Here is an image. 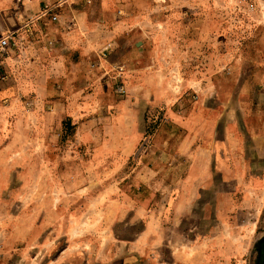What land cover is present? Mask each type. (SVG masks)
Masks as SVG:
<instances>
[{
	"label": "rangeland",
	"instance_id": "obj_1",
	"mask_svg": "<svg viewBox=\"0 0 264 264\" xmlns=\"http://www.w3.org/2000/svg\"><path fill=\"white\" fill-rule=\"evenodd\" d=\"M23 1L0 0V9H5L0 35L17 29L22 17L15 19L11 13L23 14ZM58 1L42 0L40 12L46 4ZM75 2L69 0L52 13L61 17V9ZM78 2L83 9L92 4V0ZM111 2L114 9L122 5L123 11L124 6H145L151 21L148 40L158 48L154 54L161 55L154 69L165 72L173 88L197 71L210 66L219 70V59L227 53L225 64L243 74L261 66L253 59L263 55L257 49L264 39V0H252L258 16L245 11L239 0H196L193 7L181 6L195 13L180 15L168 8L172 0ZM28 10L24 18L31 16ZM162 17L182 24L166 29L156 22ZM204 23L212 30H206ZM36 34L37 30L33 39L16 36V47L0 59V150L6 151L0 155V264H171L176 257L184 264L187 255H172L164 244L171 239H160L158 245L140 236L145 215L140 205L149 203L159 214L186 163L155 156L152 149L158 134L154 130L144 139L146 128L135 103L114 106L121 103L131 80L123 62L139 66L137 42L145 38L135 34L134 52L127 58L118 55L107 70L100 60L108 59V48L100 50L96 60L82 67V81L76 80L80 92L63 96L59 94L61 80L53 82V92L46 95L30 89L43 84L42 65L50 54L35 53ZM191 41L197 44L189 46ZM198 76L202 81V75ZM117 86L124 93H118ZM93 92L96 95L88 97ZM61 100L69 112L86 102L94 108L81 110L77 119L63 118L68 115L58 110ZM160 116V110H150L144 118L151 125ZM174 129L168 125L160 134L171 136ZM148 167L160 172L153 175ZM232 194L234 207L229 208L226 223L219 225L213 215L209 220L216 234L210 240L212 264H264V189ZM195 257L197 262L205 258L198 253Z\"/></svg>",
	"mask_w": 264,
	"mask_h": 264
},
{
	"label": "crops",
	"instance_id": "obj_2",
	"mask_svg": "<svg viewBox=\"0 0 264 264\" xmlns=\"http://www.w3.org/2000/svg\"><path fill=\"white\" fill-rule=\"evenodd\" d=\"M24 1L21 5L23 14L11 13L15 19L26 16L28 9H31L28 14L32 16L42 8V0H32L31 4ZM78 1L82 0H76L73 5L66 4L61 9L59 23H53L45 17L40 19L34 51L36 54H50L47 63L42 65L43 84L36 88L31 86V91L43 95L52 93L53 82L61 80L63 84L59 85V94L65 96L77 90L79 93L80 87L76 85V80L82 81V67L96 60L100 50L108 48V59L100 60L101 66H106L104 68L107 70L112 68L114 60L119 59L118 55L127 58L134 52L131 48L134 36L138 34L144 37V40L137 42L141 50L137 53L141 58L139 66L132 67L127 60L123 62L131 80L121 103H115L114 106L119 108L122 104L135 103L142 115L144 128L148 126L145 113L160 110L161 116L155 128L158 135L155 136L152 152L157 157L167 156L177 158L179 162L185 161L186 167L185 172L171 184V196L165 200L159 214L149 208V203L140 205L145 212L141 216L143 227L140 236L156 240L158 245L160 239H171L169 244H164L171 249L172 255H187L184 264H212L210 240L216 239V234L209 222L211 216L215 217L214 221L219 225L225 224L229 208L234 207L233 192H244L245 195L246 192L255 193L264 189V39L258 43L257 49L263 52L262 57L256 54L253 59L257 64L260 62L261 66L257 65L248 74L225 64L224 58L229 55L227 53L219 59V70L213 71L210 66L204 72L197 71L180 87L173 88L167 82V74L154 69V63L159 62L161 55L154 54L158 48L148 40L150 32L147 27L151 21L140 0L138 9L124 6V11L121 10L122 5L114 9L112 0H92V4L84 9ZM195 1L172 0L168 8L173 10L174 15L186 14L190 10L181 6L193 7ZM190 13L195 12L193 10ZM201 13L206 14V11ZM251 13L258 16L256 11ZM225 14H228V10H225ZM3 15L5 9L1 8L0 27H4ZM156 22L166 29L169 26L172 29L179 28L182 24L176 19L163 17ZM203 26L206 30H212L209 23ZM48 41L55 42V47L49 51ZM195 44L197 42L191 41L189 46ZM8 57L4 58V64L8 63ZM203 59L208 58L205 56ZM226 66L230 70L224 72ZM197 74L202 75V81ZM67 87L70 88L69 92ZM94 95L93 92L88 97ZM58 106V110L67 112L68 116L63 118L75 119L81 110L94 108L87 102L75 105L77 110L72 112L67 110L69 108L64 102ZM168 125L175 127L176 133L162 137L160 133ZM5 152L4 148L1 149L0 155ZM148 169L153 175L160 172ZM246 176L249 180L245 179ZM207 221L209 225L205 227ZM196 253L205 256L204 260L195 261ZM171 264L183 263L176 257L171 259Z\"/></svg>",
	"mask_w": 264,
	"mask_h": 264
},
{
	"label": "built area",
	"instance_id": "obj_3",
	"mask_svg": "<svg viewBox=\"0 0 264 264\" xmlns=\"http://www.w3.org/2000/svg\"><path fill=\"white\" fill-rule=\"evenodd\" d=\"M69 0H59L56 5L46 4L44 8L39 12L37 15H32L29 17H22L19 19V25L15 31L7 32L6 34L0 35V59L3 56L5 52L8 50L16 47L17 40L16 36L19 34H24L26 37L28 36L29 39H33L35 36V26L37 25L38 21L48 16L49 20L51 22H60V17L56 15L55 13H52V11L59 5L67 3ZM87 2H90V0H86ZM239 4H241L244 7L245 11L253 12L255 11L256 7L253 5L252 0H239ZM32 37V38H31ZM54 41H48L47 45L48 48H51L54 45ZM106 49V48H105ZM104 49V50H105ZM105 56V52L101 53V58ZM121 71L122 67L117 68ZM116 91L118 93H124V89L122 86H117Z\"/></svg>",
	"mask_w": 264,
	"mask_h": 264
},
{
	"label": "trees",
	"instance_id": "obj_4",
	"mask_svg": "<svg viewBox=\"0 0 264 264\" xmlns=\"http://www.w3.org/2000/svg\"><path fill=\"white\" fill-rule=\"evenodd\" d=\"M153 124H148L147 128H146V133H145V138L144 139H147L149 137V135H151L153 133V131L155 130L156 126H157V123H158V120H154L152 122Z\"/></svg>",
	"mask_w": 264,
	"mask_h": 264
}]
</instances>
